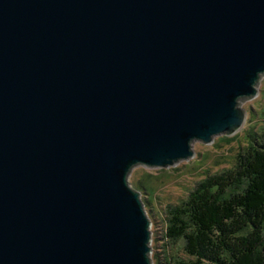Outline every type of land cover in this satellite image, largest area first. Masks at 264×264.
Wrapping results in <instances>:
<instances>
[{"label":"water","instance_id":"obj_1","mask_svg":"<svg viewBox=\"0 0 264 264\" xmlns=\"http://www.w3.org/2000/svg\"><path fill=\"white\" fill-rule=\"evenodd\" d=\"M264 0H0V264H152L127 183L239 127Z\"/></svg>","mask_w":264,"mask_h":264},{"label":"trees","instance_id":"obj_2","mask_svg":"<svg viewBox=\"0 0 264 264\" xmlns=\"http://www.w3.org/2000/svg\"><path fill=\"white\" fill-rule=\"evenodd\" d=\"M184 205L171 211L167 237L181 239L188 258L173 264H264V134L197 183Z\"/></svg>","mask_w":264,"mask_h":264},{"label":"rangeland","instance_id":"obj_3","mask_svg":"<svg viewBox=\"0 0 264 264\" xmlns=\"http://www.w3.org/2000/svg\"><path fill=\"white\" fill-rule=\"evenodd\" d=\"M256 89L255 95L238 99L245 116L233 132L217 134L209 143L195 140L191 158L177 160L166 167L136 164L130 168L128 186L139 193L151 220L152 264H173L172 260L188 258L183 241L167 237V229L172 224L171 211L174 207H184L197 183L235 164L238 154H244L251 141L264 134V72L259 76ZM143 184L150 189L149 193L143 189Z\"/></svg>","mask_w":264,"mask_h":264},{"label":"bare ground","instance_id":"obj_4","mask_svg":"<svg viewBox=\"0 0 264 264\" xmlns=\"http://www.w3.org/2000/svg\"><path fill=\"white\" fill-rule=\"evenodd\" d=\"M151 234H152V232H151Z\"/></svg>","mask_w":264,"mask_h":264}]
</instances>
